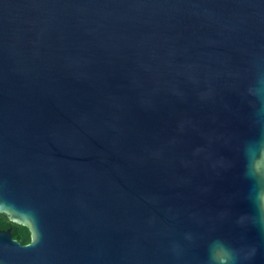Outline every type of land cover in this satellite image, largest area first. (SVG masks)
<instances>
[{"label": "water", "instance_id": "obj_1", "mask_svg": "<svg viewBox=\"0 0 264 264\" xmlns=\"http://www.w3.org/2000/svg\"><path fill=\"white\" fill-rule=\"evenodd\" d=\"M0 264H264V0H0Z\"/></svg>", "mask_w": 264, "mask_h": 264}, {"label": "trees", "instance_id": "obj_2", "mask_svg": "<svg viewBox=\"0 0 264 264\" xmlns=\"http://www.w3.org/2000/svg\"><path fill=\"white\" fill-rule=\"evenodd\" d=\"M0 230H10L13 238L21 244L26 245L30 242V232L28 227L13 223L8 218L0 215Z\"/></svg>", "mask_w": 264, "mask_h": 264}]
</instances>
